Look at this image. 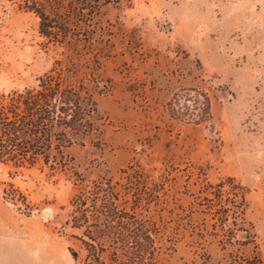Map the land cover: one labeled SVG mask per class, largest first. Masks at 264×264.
Instances as JSON below:
<instances>
[{
  "label": "rangeland",
  "instance_id": "374dc122",
  "mask_svg": "<svg viewBox=\"0 0 264 264\" xmlns=\"http://www.w3.org/2000/svg\"><path fill=\"white\" fill-rule=\"evenodd\" d=\"M89 31L87 42L49 43L35 15L0 0V95L58 63L91 91L102 130L66 152L64 171L0 165V264H80L66 224L74 173L111 178L129 206L136 198L158 228L161 264H264V0H113ZM188 89L207 94L210 123L169 117L166 104ZM219 182L244 190L246 246L219 243L198 206Z\"/></svg>",
  "mask_w": 264,
  "mask_h": 264
},
{
  "label": "trees",
  "instance_id": "16d2710c",
  "mask_svg": "<svg viewBox=\"0 0 264 264\" xmlns=\"http://www.w3.org/2000/svg\"><path fill=\"white\" fill-rule=\"evenodd\" d=\"M19 9L38 19V33L49 43L69 46L70 41L87 42L86 35L100 8L113 0H11ZM85 34V36L83 35ZM83 36V37H82ZM84 38V39H81ZM66 70V77L73 76ZM58 63L36 79L34 87L0 95V165L12 169L48 166L64 171L67 151L82 146L91 137L102 136L100 116L93 95L82 82L68 83ZM166 111L174 121L192 125L212 121L210 100L203 91L188 89L175 95ZM78 190L71 198L67 225L82 249L80 264H161L158 228L123 198L118 183L108 177L89 181L74 173ZM7 194L11 203L18 198ZM18 194V193H17ZM201 213L212 222L213 236L222 245L246 246L253 242L244 227V190L224 183H206L200 189ZM133 198V196H132ZM24 202V199H22ZM25 204V203H23ZM200 212V211H199ZM241 233L244 240L238 242ZM234 264H263L256 256L242 257Z\"/></svg>",
  "mask_w": 264,
  "mask_h": 264
}]
</instances>
